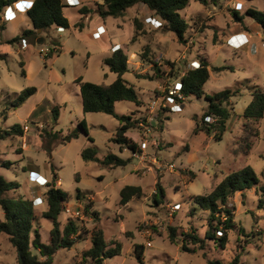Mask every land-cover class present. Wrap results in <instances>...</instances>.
<instances>
[{
    "label": "rangeland",
    "instance_id": "374dc122",
    "mask_svg": "<svg viewBox=\"0 0 264 264\" xmlns=\"http://www.w3.org/2000/svg\"><path fill=\"white\" fill-rule=\"evenodd\" d=\"M230 1L225 9L231 12L237 9L245 13L249 5L264 10L262 0H246L245 4ZM101 3L102 0H87L82 8H87L88 13L89 7L95 10L89 15L81 13L80 5L65 6L63 11L70 27L52 26L47 31H37L34 42H7L24 28L32 27L26 12L22 19L0 28V53L5 54L0 58V130L13 124H20L23 130L22 134L0 139V175L20 184L3 195L32 200L39 214L35 226L42 241L48 242L53 223L42 211L48 207L46 192L55 174V185L69 194L64 207L70 212L62 210L58 218L61 227L73 217L85 238L71 248L59 249L52 264H90V260L83 259V252L91 246L94 227L103 229L109 247L120 245V253L106 258L104 264H207L208 258L227 263L236 255L242 264H264V114L258 120L243 115L253 98L252 86L264 87V43L258 53L248 51L243 44L229 42L226 33L236 19L231 18V13L225 17L222 0H189L180 11L188 22L185 41L164 27L151 25L147 19L155 16L142 3L129 7L120 17L107 18L98 13ZM135 17L140 18L142 28L137 32L138 39L131 42ZM245 20L256 22L249 16ZM79 22H83L82 27ZM100 23L105 32L95 38L92 32ZM218 24L223 28H217ZM240 26L247 29L243 22ZM259 27L264 34V28ZM52 40L59 42L57 50L52 48ZM119 41L128 55L129 70L124 77L138 91L142 104L119 100L115 110L138 121L125 136L138 144L144 138L158 144V148L150 146L144 162L114 140L120 125L118 118L104 112H84L75 81L82 76L99 84L112 83L116 74L103 59L119 47ZM50 49L54 50L53 55L47 57ZM204 54L211 64L210 77L203 87L205 93L214 94L226 87L240 89L230 99L233 109L221 140H216L214 133L195 132L194 116L201 121L209 103L204 95H189L179 111H172L171 103L164 97L155 111H150L151 101L165 93L166 86H177L191 62L200 61ZM167 62H172L173 67ZM222 66L226 68L214 69ZM29 86L36 91L24 103L13 106L18 94ZM54 106L58 109L57 120L52 114ZM82 119L86 120L93 141L80 129L77 138L59 142ZM145 124L150 127L148 136ZM58 131L59 139L50 141V133ZM87 147H94L101 158L113 152L124 158L131 156L132 160L125 166L109 168L85 160L82 153ZM151 156L159 162L152 163ZM246 165L254 168L259 182L228 198L226 205L232 210L234 225L227 230V242L222 246L218 240L206 237V231H212L210 211L193 198L209 194L226 175ZM38 176L47 182L37 183ZM158 179L164 188L160 203L154 200ZM127 184L142 186V194L121 203L120 190ZM35 196L39 198L34 200ZM173 204L178 209L173 210ZM78 210L80 214L76 215ZM171 227L175 228V241L169 236ZM193 228L204 242H189V251H185L182 232H192ZM215 236L219 237L216 232ZM136 244L141 245L142 260L136 256ZM0 264H18L16 250L4 232H0Z\"/></svg>",
    "mask_w": 264,
    "mask_h": 264
},
{
    "label": "trees",
    "instance_id": "16d2710c",
    "mask_svg": "<svg viewBox=\"0 0 264 264\" xmlns=\"http://www.w3.org/2000/svg\"><path fill=\"white\" fill-rule=\"evenodd\" d=\"M16 1L21 0H0V28L4 29L5 24L1 20L5 8ZM205 1V0H200ZM144 4L155 17L162 21V26L168 31L176 34L179 40H184L188 22L181 14L189 3V0H102L99 6L98 13L107 18L120 17L124 12L135 4ZM68 6L65 0H32V4L27 9L26 14L29 16L32 27L25 28L19 35L7 40L9 43L20 42L22 39L34 42L38 37L37 30H49L52 26L55 27H70V21L64 14V7ZM83 7V6H82ZM81 13H88L87 8H81ZM95 11V10H94ZM233 17L238 22H243L245 15L251 16L264 28V10H258L253 7L247 8L245 13H240L237 9L233 10ZM3 22V23H2ZM82 27L83 22H79ZM142 28L141 20L139 17L134 18V33L131 36V42H135ZM138 32V33H137ZM138 34V35H137ZM28 43V42H27ZM53 45L59 44L58 41L52 40ZM60 45V44H59ZM54 50L50 49L48 56L53 55ZM60 52V49L57 53ZM5 57V54L0 53V58ZM200 66L197 68L188 69L186 73L180 76V90L188 97L189 95L201 96L204 95L208 100V106L201 116V121H196L195 132L206 131L207 133H214L213 136L216 140L222 139V134L226 129L227 120L231 116L233 105L230 99L237 96L240 92L239 87L232 88L226 87L225 89L215 92L214 94H207L204 92V84L210 77V62L206 55L200 56ZM104 64L109 70L116 74V78L110 84H99L93 81L84 80L82 76L75 79L79 84L80 94L82 98V105L84 112H104L119 119L120 125L117 128L114 140L120 144L121 147H126L132 152L138 148V142L125 136V133L138 122L133 119L129 114L119 113L115 110V103L119 100H129L135 102L137 105L142 104L141 97L135 87L125 79L124 74L129 70L128 55L126 51L119 46L113 52L104 57ZM23 64V61L21 62ZM173 67L172 62H167ZM157 71L160 72L158 63ZM226 66L214 67L216 70H222ZM23 74L25 69L22 70ZM157 72V73H158ZM253 98L244 109L243 115L246 118L260 119L264 114V87L253 85ZM36 91L34 86H29L23 89L17 96L13 106L24 103L31 94ZM52 114L57 120L58 109L54 106ZM210 117V120H207ZM202 122V123H201ZM82 130L90 141L93 138L89 135L87 122L82 119L78 122L76 128L69 131L67 134L60 137L59 142L66 143L73 138L79 136V130ZM22 126L20 124H13L9 129L0 130V139L5 138L6 135L13 133L22 134ZM58 132L50 133V141L58 138ZM83 158L85 160H92L99 162L109 168L116 166H125L131 162V156L126 158L117 155L116 153L109 152L102 158L97 155L94 147H87L83 150ZM11 163V162H6ZM160 178V177H158ZM56 176L54 174L52 182L48 184L49 188L46 192V201L48 207L42 211L44 217L52 220L53 226L50 230V239L44 242L41 239V234L35 221L39 216L38 211L34 208L31 199L23 196L6 197L3 194L5 191L19 187V183L12 180H7L4 176L0 175V205L4 212V219L0 220V232L8 235L9 240L17 253L18 264H52L55 253L61 248H71L75 243L84 239V234L79 226V223L73 217H69L64 226L61 227L59 216L64 210V203L69 194L55 185ZM259 182L254 168L251 165L226 175L214 188L206 195L197 194L194 196V202L201 208L210 211L211 222L210 228L212 231H206V237L214 238L219 241V244L224 246L227 242V230L234 225L232 218V210L226 205L228 198L238 190L251 188L255 183ZM157 192L154 195L156 203H160V197L164 195V188L158 179L156 182ZM264 190V188L262 189ZM79 194V193H78ZM142 194V186L136 184H127L120 190L121 203H127L133 196ZM90 205H87L89 209ZM95 216L97 212H93ZM225 214L226 218H221ZM222 225V236L216 237L215 230ZM214 230V232H213ZM184 235L182 247L183 250L189 251L187 244L202 243L204 239L196 232V228L192 232H182ZM170 239L175 241V228L171 227L169 233ZM91 246L84 250V260H90V264H104V260L108 257H113L120 253V245L116 243L115 246H108L104 237L103 229L94 227L90 233ZM141 245H135L136 256L142 260L143 253L140 249ZM207 264H242L240 257L236 255L232 260L227 263L219 259H207Z\"/></svg>",
    "mask_w": 264,
    "mask_h": 264
},
{
    "label": "built area",
    "instance_id": "2783aa9c",
    "mask_svg": "<svg viewBox=\"0 0 264 264\" xmlns=\"http://www.w3.org/2000/svg\"><path fill=\"white\" fill-rule=\"evenodd\" d=\"M264 2V0H262ZM66 4L68 6H78V5H81L82 4V1L81 0H65ZM19 5V6H18ZM30 6H28L26 3H24V1H21V3L19 4H15V6L13 7L12 5H9L5 8L4 10V13L2 15V21H9V20H13L15 17H16V12H21V11H27V9L29 8ZM13 9V10H12ZM11 11L12 14H10L9 12ZM148 22H150L151 25H153L154 27H161L162 26V21L159 19H157L156 17H149L147 19ZM103 28V29H102ZM105 32V28L104 26L100 25L97 27L96 31L93 32V37L95 38H98L101 36V34ZM22 43L25 44L27 43L25 39H22ZM237 45V44H236ZM119 46V45H118ZM54 50H57V46L56 45H53L52 47ZM200 66V62L198 60H193L191 62V67L190 69L192 68H197ZM186 73V71L183 73V75ZM180 86H181V83L179 82V84L177 86H166V88L164 89L165 90V93H162L161 95H159V97L153 99L150 103V111L151 112H154L155 109L157 108L158 104H159V100L162 99V98H166V100L168 101V103H171V110L172 111H179L181 110V104L182 102L186 99V96L181 92L180 90ZM165 100V101H166ZM151 119L153 120L154 117L151 115ZM211 118L210 117H207V120H210ZM142 122V121H141ZM143 124V123H141ZM25 128L28 129V126L25 125ZM145 128H146V136H148V131L150 130V127L145 124ZM152 142V144H151ZM149 141L147 138H144L142 139L140 142H139V145H138V148L136 151H131L130 149V152L132 155L134 156H137L139 158H141V161H145L147 155H149V148L150 146L153 145V147H156L158 148V144L156 143V141ZM150 161L154 164H156L158 161V158L156 156H151L150 157ZM169 165L171 168H174L175 165L173 163H169L167 164ZM41 176H38L37 178V183L39 184H45L47 182V179H44V181H41ZM178 209V205L177 204H173V210H176ZM64 210H67L70 212V209L69 208H65L64 207ZM76 215H79L80 214V211H76L75 212ZM221 218L224 220L226 218L225 214H222ZM215 232L217 233V236H222L223 234V231H222V225H219V228L215 230ZM148 245L151 246L152 245V242L149 241L148 242Z\"/></svg>",
    "mask_w": 264,
    "mask_h": 264
},
{
    "label": "crops",
    "instance_id": "0c3cea01",
    "mask_svg": "<svg viewBox=\"0 0 264 264\" xmlns=\"http://www.w3.org/2000/svg\"><path fill=\"white\" fill-rule=\"evenodd\" d=\"M81 1H82V4L80 5L81 7L79 5L77 6V7H80V9L82 8V6L87 5V0H81ZM222 1H223V4L225 5L224 6V10H225L224 15H225V17L227 18V13H229V14L231 13V18H233L232 12L229 11L228 9H225L226 7H228V5H229V3H231V1L230 0H222ZM240 1H242L244 4L246 2V0H240ZM26 3H27L28 6H30L32 4V0H30V1L29 0H26ZM14 6L15 5H13V7ZM70 7H76V6H70ZM249 7H250V5L248 7H246L245 11ZM24 12H26V11L16 12V17L13 19V21H15L18 18H21L22 19V15L24 14ZM91 12H95V11H94V9L92 7H89V13H88V15L91 14ZM239 12L240 13H243V11H241V10ZM81 16H82V14H81ZM246 16H249V15H246ZM246 16L243 19V23H245V26L247 27V29L240 26V24L242 22L234 21L229 26V30L226 33L227 34L226 35L227 36V39L229 40V42H232V43L237 44V45H240V46L243 44L245 46L244 48L248 49V51L249 50H254V52H258L259 53L260 50L263 48L262 46H263V43H264V34H262L260 30H258L260 28L259 26L261 24L259 22H257L255 19L254 20L256 22L254 24L253 23H248V21L245 20ZM249 17H251V16H249ZM10 21H12V20L3 21V22H4V24H6V23H8ZM0 24H1V22H0ZM100 25L104 26L102 23H100L99 25L96 26V28L98 26H100ZM104 28H105V26H104ZM217 28L222 29L223 26L221 27V25L218 24ZM95 31H96V29L93 32H95ZM93 32H92V35H93ZM234 40H236L238 42H234ZM117 43H119V46L122 45L120 41L117 42ZM206 56L208 57V55H206ZM208 59H209V57H208ZM210 66H211V64H210ZM36 197L39 198V196H35L33 199H35ZM40 200L38 202H40ZM38 202L36 203V205L39 204Z\"/></svg>",
    "mask_w": 264,
    "mask_h": 264
},
{
    "label": "clouds",
    "instance_id": "9594fccd",
    "mask_svg": "<svg viewBox=\"0 0 264 264\" xmlns=\"http://www.w3.org/2000/svg\"><path fill=\"white\" fill-rule=\"evenodd\" d=\"M21 1H24V0H21ZM15 4H18L16 2H14L13 4H11L12 6L15 5ZM4 13V12H3ZM3 15V14H2ZM2 17V16H1ZM38 197H36L34 200H36ZM36 205V203H34Z\"/></svg>",
    "mask_w": 264,
    "mask_h": 264
},
{
    "label": "water",
    "instance_id": "95a60500",
    "mask_svg": "<svg viewBox=\"0 0 264 264\" xmlns=\"http://www.w3.org/2000/svg\"><path fill=\"white\" fill-rule=\"evenodd\" d=\"M37 31H38V32H41V31H42V29H41V28H39Z\"/></svg>",
    "mask_w": 264,
    "mask_h": 264
},
{
    "label": "bare ground",
    "instance_id": "6f19581e",
    "mask_svg": "<svg viewBox=\"0 0 264 264\" xmlns=\"http://www.w3.org/2000/svg\"><path fill=\"white\" fill-rule=\"evenodd\" d=\"M9 13L12 14L11 11Z\"/></svg>",
    "mask_w": 264,
    "mask_h": 264
},
{
    "label": "snow or ice",
    "instance_id": "6c2138e0",
    "mask_svg": "<svg viewBox=\"0 0 264 264\" xmlns=\"http://www.w3.org/2000/svg\"><path fill=\"white\" fill-rule=\"evenodd\" d=\"M19 6V5H18Z\"/></svg>",
    "mask_w": 264,
    "mask_h": 264
}]
</instances>
